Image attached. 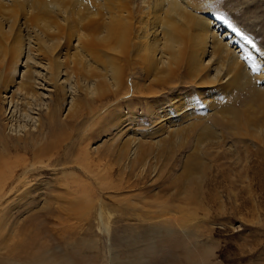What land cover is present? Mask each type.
I'll return each instance as SVG.
<instances>
[{"label":"bare ground","instance_id":"6f19581e","mask_svg":"<svg viewBox=\"0 0 264 264\" xmlns=\"http://www.w3.org/2000/svg\"><path fill=\"white\" fill-rule=\"evenodd\" d=\"M140 2L0 0V206L32 191L28 165L71 161L97 180L102 165H139V176L156 165L152 152L183 154L180 195L193 181L201 196L205 177L187 166L239 165L238 142L264 188V49L199 0ZM7 215L4 251L19 237Z\"/></svg>","mask_w":264,"mask_h":264},{"label":"rangeland","instance_id":"374dc122","mask_svg":"<svg viewBox=\"0 0 264 264\" xmlns=\"http://www.w3.org/2000/svg\"><path fill=\"white\" fill-rule=\"evenodd\" d=\"M199 1L221 21L245 30V37H253V44L264 49V0ZM148 124L137 129L148 130ZM102 138L110 143L107 134ZM238 147L239 165L223 159L224 165L211 168L187 166L205 177L201 196L193 181L188 194L180 195L185 178L183 154L178 152H152L156 165L139 176V165L130 172L102 165L101 181L71 161L28 165L33 169L26 187L32 191L23 200L11 195L1 201L0 226L7 210L5 223L14 225L19 237L9 249L0 250V264H20L18 257L24 255L32 264L54 259L61 264L63 258L66 264H264V188L255 181L263 179L256 174L261 165H245L244 146L238 142ZM14 166L4 165L5 176ZM155 167L160 173L156 176ZM24 172L17 170L15 184L23 180ZM1 229L0 247L6 240ZM51 248L61 255L45 260L43 252Z\"/></svg>","mask_w":264,"mask_h":264}]
</instances>
